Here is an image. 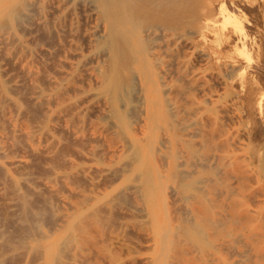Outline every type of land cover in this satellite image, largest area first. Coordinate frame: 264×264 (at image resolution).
Returning <instances> with one entry per match:
<instances>
[{"label": "bare ground", "instance_id": "1", "mask_svg": "<svg viewBox=\"0 0 264 264\" xmlns=\"http://www.w3.org/2000/svg\"><path fill=\"white\" fill-rule=\"evenodd\" d=\"M259 1L263 10L264 0ZM244 2L0 0V76L2 60H13L10 52L18 44L34 56L33 44L47 50L56 44L46 30L53 36L57 27L62 37L60 19L70 16L71 24L91 19L81 35L65 42L70 56L67 69L58 70L62 77L50 88L37 87L35 97L50 99L64 88L73 96L83 94L55 105L51 100L53 113L74 103L86 111L90 101L104 102V115L121 138V154L119 161L103 167L107 178L114 179L100 195L120 227L144 232L146 242L140 248L145 254L138 256L144 264H232L223 251L244 235V229L222 225L219 198V175L255 170L246 163L249 155L242 153L244 139L253 142L251 160L260 161L258 170L264 172V39L251 36L259 25L264 28V12L260 2ZM203 40L210 45L205 47ZM173 46L182 52L191 49L200 65L172 53ZM83 72L93 80L85 90L76 84ZM210 81L223 91L212 90ZM5 99L17 104L9 94ZM135 108L142 119L138 115L141 122L133 131ZM45 118L46 126L50 117ZM226 120L239 126L225 133ZM207 171L211 174L204 176ZM99 204L93 198L88 206L93 210ZM261 240L249 235L246 246L255 264H264Z\"/></svg>", "mask_w": 264, "mask_h": 264}, {"label": "rangeland", "instance_id": "2", "mask_svg": "<svg viewBox=\"0 0 264 264\" xmlns=\"http://www.w3.org/2000/svg\"><path fill=\"white\" fill-rule=\"evenodd\" d=\"M239 1L245 3V0ZM254 1L252 3L256 4L259 0ZM228 5L231 6L230 3ZM249 13L251 10L248 9V16L251 15ZM71 20L68 16L58 21V26L64 27L65 31L62 37L57 27L54 28L56 36L52 31L54 38L51 31L46 30L56 43L51 50L36 43L32 47L33 56L27 53V48L18 44L10 52L9 59L13 60L4 59L1 62L0 264H144L138 258L145 254V250L140 248L146 242L144 232L137 227L128 230L120 227L115 221L116 215L109 212L100 195L114 179L107 178L103 167L119 161L121 154L118 152L121 138L104 115V102L94 99L89 102L91 106L86 111L74 103L53 113L51 100L55 105L74 100L71 97L80 98L83 94L73 96L64 88L65 92L54 91L53 99L35 97L39 86L52 87L62 77L59 71L63 73L67 69L70 51L66 43L70 36L81 35L80 32L92 23L90 18H80L73 24ZM257 28L252 30L251 36L264 39L261 33L263 26ZM208 41L203 40L205 47L210 45ZM184 48L185 52H182L173 46L172 53L195 64L191 49ZM31 56L34 65L29 71ZM92 83L86 72L76 78V84L84 90ZM209 86L214 91H223L214 81H210ZM191 91L197 97L201 95ZM8 94L17 99L15 106L5 99ZM209 106L212 107V104ZM136 111L139 114L133 113V116L136 114V119L139 116L142 119L140 111ZM47 115L50 119L45 126L43 121ZM136 119L133 118L136 121L131 127L132 130L135 128L133 131L138 130L141 122V119ZM39 126L43 129L39 130ZM238 126L237 121L226 120L223 131L227 133ZM243 141L247 145L242 153L249 155L246 163L255 170L241 176L219 175L221 223L228 224L234 231L244 229L239 244L223 251V256L232 264H255L249 254L248 242L249 235L253 234L264 242V172L258 170L260 161L255 164L253 161L257 162L256 159L251 160L255 158V146L250 144L254 151L250 150L249 143L253 142L247 138ZM207 174L211 172L203 173L204 176ZM93 198H99L100 204L92 210L88 204ZM229 201L231 204H228ZM137 249L138 253L132 252Z\"/></svg>", "mask_w": 264, "mask_h": 264}]
</instances>
